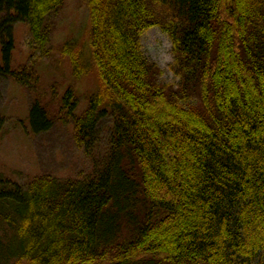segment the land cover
<instances>
[{
    "label": "trees",
    "instance_id": "trees-1",
    "mask_svg": "<svg viewBox=\"0 0 264 264\" xmlns=\"http://www.w3.org/2000/svg\"><path fill=\"white\" fill-rule=\"evenodd\" d=\"M64 2L0 0V76L29 94L32 133L71 121L91 164L22 183L0 171V264H264V0H90L102 88L84 109L13 65L17 25L45 52ZM152 27L172 41L176 86L146 56Z\"/></svg>",
    "mask_w": 264,
    "mask_h": 264
},
{
    "label": "rangeland",
    "instance_id": "rangeland-1",
    "mask_svg": "<svg viewBox=\"0 0 264 264\" xmlns=\"http://www.w3.org/2000/svg\"><path fill=\"white\" fill-rule=\"evenodd\" d=\"M90 0H65L56 17L51 45L43 52L34 48L35 41L28 27L20 23L16 27V46L13 65L31 66L39 76V85L55 88L58 97L73 87L84 109L88 98L101 88L98 72L89 45ZM142 44L146 56L162 70V82L177 85L180 78L173 69V44L169 35L160 27L144 32ZM65 50L75 52L82 67L76 73ZM1 59V51H0ZM31 98L14 80L0 76V116L4 120L0 138V171L23 182L26 175L43 172L60 176H76L88 169L91 162L72 142L71 121H58L43 134H34L28 123ZM113 116L107 106L98 123V153L104 157L112 131Z\"/></svg>",
    "mask_w": 264,
    "mask_h": 264
}]
</instances>
